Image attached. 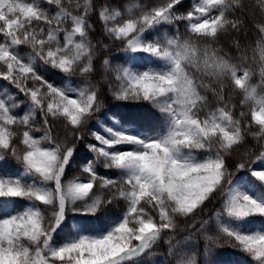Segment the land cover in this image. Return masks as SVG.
<instances>
[{"label": "snow or ice", "instance_id": "snow-or-ice-1", "mask_svg": "<svg viewBox=\"0 0 264 264\" xmlns=\"http://www.w3.org/2000/svg\"><path fill=\"white\" fill-rule=\"evenodd\" d=\"M237 257L264 264V0H0V264Z\"/></svg>", "mask_w": 264, "mask_h": 264}, {"label": "trees", "instance_id": "trees-1", "mask_svg": "<svg viewBox=\"0 0 264 264\" xmlns=\"http://www.w3.org/2000/svg\"><path fill=\"white\" fill-rule=\"evenodd\" d=\"M187 2V0H186ZM249 39H251V36L249 37ZM111 56L115 57V56H118V55H121V53H119L118 50H113L111 53H110ZM112 105V102L110 101V99L108 100L107 104H106V108L107 107H111ZM81 153L84 154V149L81 148L80 149ZM80 161H77V164L79 163ZM75 167V165H74ZM74 173L73 172H70L69 173V176L73 175ZM240 175V173H237L236 176ZM83 178V177H82ZM234 179H235V176H234ZM212 207H214L213 205H210L209 208L211 209ZM202 243V242H201ZM226 251L228 252H231L232 250L231 249H225ZM156 253H157V256H156V259H160L161 258V254H165L167 252V245L162 241L160 246L155 250ZM238 261L241 262L242 264V258L241 257H237Z\"/></svg>", "mask_w": 264, "mask_h": 264}]
</instances>
